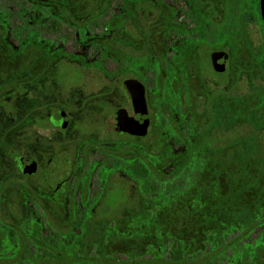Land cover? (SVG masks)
I'll list each match as a JSON object with an SVG mask.
<instances>
[{"label": "rangeland", "instance_id": "rangeland-1", "mask_svg": "<svg viewBox=\"0 0 264 264\" xmlns=\"http://www.w3.org/2000/svg\"><path fill=\"white\" fill-rule=\"evenodd\" d=\"M66 1L73 5L69 1L74 0ZM156 1L148 13L132 14V6L127 3L134 0L124 1L117 11L116 27L117 21L128 19L129 31L134 33L128 44L133 42L136 50L147 45L146 55L126 60L112 51V59L107 58L109 66L83 62L80 80L61 89L53 83L42 96L47 109L39 112V117L44 119L62 110L69 118L65 130L29 121L30 115L39 117L35 112L27 113L35 102L29 98L31 93L28 96L19 91L24 85L22 77L14 94H8V88L2 92L7 93L0 98V225H10L14 238L8 243L0 231V264L29 253L35 255L38 264L156 254L146 252L148 246L156 247L159 240L177 233L176 227H182L191 253L212 236L220 240L222 229L231 223H250L254 211L264 209V173L257 167L255 144L249 139L252 129L264 131V25L258 0H179L185 18L177 15L167 0ZM143 27L148 29L145 33L141 32ZM36 38L33 33L29 56L41 57V52L49 59V49ZM198 44H202L198 47L200 56L195 52ZM206 49L208 54L212 50L228 54L223 75L210 72ZM18 53L12 47H1L0 61ZM150 59L158 64L149 65ZM54 64L78 74V69L61 60ZM147 65L160 67L166 74L163 85L169 83L167 89L159 90L150 83L151 125L144 139L129 140L114 133L113 119L100 104H128L121 80L138 76L148 85L153 69L148 71ZM6 74L2 78L0 75V85L8 78ZM105 74L113 75L109 85L105 84ZM98 78L105 83H99ZM85 99L86 103L80 105ZM166 121L178 125L171 134ZM161 124L166 125L164 129ZM83 126L86 131L80 132ZM173 138L180 141L175 143ZM101 150L127 162H147L161 177L194 162L191 186L178 199H159L142 192L136 180L122 170H107L104 194L82 227L75 230L71 240L63 239L56 248H50L53 257L39 258L38 239L43 232L31 214L30 204L42 208L41 215L68 235L72 217L65 207L66 194L73 191L71 185L82 172L78 156ZM14 156L34 158L39 172L24 178L14 167ZM54 164H61L59 175ZM43 170L49 176L45 186L39 181ZM68 176L74 180L64 184V195H53L49 186ZM241 255V260L231 264H264V247Z\"/></svg>", "mask_w": 264, "mask_h": 264}, {"label": "flooded vegetation", "instance_id": "flooded-vegetation-1", "mask_svg": "<svg viewBox=\"0 0 264 264\" xmlns=\"http://www.w3.org/2000/svg\"><path fill=\"white\" fill-rule=\"evenodd\" d=\"M79 1L81 0H74L69 1L73 3V5L67 4L66 0H56L57 7L66 5L68 8L72 9H79ZM157 1L154 0V4ZM167 3L169 6H171L174 11L177 13V15L183 16L185 18L184 13V7L180 4H174L171 3L169 0H167ZM52 6V3H49V0H0V48L1 47H12L15 52H19V49L23 47L24 49L22 53H18L16 56H11L7 58L5 61H0V70H1V78L4 75V73H7L8 78H5V82L3 85H0V98L7 92L2 93L5 91V89L8 88V94H14L16 85L19 86L21 83L19 80V77L23 78V87H19L20 92H24L25 95L31 93L30 100L32 99L35 102V106H29L27 113L35 112V117H39L38 113H44L47 109L46 99H44L42 96H45L47 92L51 89L52 84L56 83L58 84L59 88L63 85H69L71 82H74L81 77L80 68L82 67L83 62L86 64H94L95 66H99V64L103 65L104 67L110 65V60L112 59V53L109 52H119L122 54L126 60H132L135 55L136 56H144L148 53L149 47L147 45L141 46L140 49L136 50L134 48V45L128 44L131 38L133 37V32L129 31V22L128 19L123 22L117 21V27L115 25L117 16H119V12H107L102 14H95V13H88V12H78L73 11L69 12L68 16H71L74 18L70 24H65L63 21V14L62 12H53L52 10H48V5ZM147 13L151 12L153 8L149 7V4L146 5ZM142 12H134L132 14L140 15ZM98 16L99 17V23L100 24H106L108 27L105 28V32L103 37L105 38L100 50L101 55L97 53H94V50L96 49L93 38L91 37V18ZM104 16L103 18H101ZM107 19V20H106ZM106 20V21H105ZM186 24V23H185ZM64 26L68 27V30L72 32L74 41L72 43H64ZM148 29L142 28L143 33H145ZM36 34L37 38L36 40L40 42L43 45V48H48L51 55L47 57H43L42 53H40L41 57H38V55L35 57L32 55L29 56V50L28 47L30 44V39L32 34ZM70 35V34H69ZM84 35V36H83ZM94 35V34H92ZM84 37V38H83ZM103 40V39H102ZM202 47V44L196 45V51L198 52V55L200 56L198 47ZM32 49V47H31ZM34 49V48H33ZM35 50V49H34ZM139 51V52H137ZM207 56L209 58V65L211 69V73L215 75H223L226 72V65L228 63V54L223 51L218 50H212ZM103 52V54H102ZM212 53H218V54H224L226 55V63H225V70L223 72H217L213 69L212 62L210 59V56ZM198 60H200L199 56ZM35 57V58H34ZM108 58V59H107ZM151 58V57H150ZM138 58H136L137 60ZM205 59V60H206ZM39 60H43V62H40ZM59 60L65 62L68 64V66H73V68L78 69V74L73 75L67 68H61L59 69L56 67L54 63L58 62ZM135 60V59H133ZM156 61V62H155ZM78 63V65L76 64ZM107 63V64H106ZM153 63L158 64V61L153 59L149 60V65ZM151 65L148 66V71L153 69V74L149 84L147 85L144 83V81L139 80L138 76L133 77H125L121 80V85L123 87V90L125 92V95L128 99V104L125 106H115V107H109L107 104H100L104 108V111L109 113V115L112 117L114 122V133L116 135H121L124 137H127L133 140H141L144 139L145 136L148 133V128L151 125V117L149 112V98L148 95L151 94V91L149 89L150 83H152L156 88L159 89H167L169 81H167L166 86L163 85L164 79H165V73L160 68L155 67ZM201 67V66H200ZM209 67V66H208ZM202 70L204 67H201ZM112 72V69H110ZM204 72V70H203ZM113 74V73H112ZM82 78V77H81ZM103 78L106 79V83L104 82V79L98 78V80H101L99 83H105L109 85L113 80V75L108 76L105 74ZM80 80V79H79ZM9 84V85H6ZM135 88L137 92H139L145 103L146 113H147V120L148 123L145 126L144 124H141L140 128L146 129V133L144 135H137L131 132V130L136 129V122L132 119L136 113V108L133 104L132 98H131V91L130 88ZM86 103V99L81 102L80 105H84ZM33 110V111H31ZM46 118L42 119L39 117L34 118L31 115L29 116V121H33L34 124L37 125H45L48 124L52 126L55 129L59 130H65L69 125V118L68 116L62 111L58 110L53 115H48ZM160 124V123H159ZM165 124L168 125V131H171L170 128H172L174 131L175 126L178 125L176 123H173L172 125H169L166 121ZM161 126V125H160ZM166 126V125H165ZM161 126L162 129L165 128ZM178 128V127H177ZM82 127L79 128L80 132L86 131V128L83 126L84 130H81ZM104 150L101 151H95L92 153H89L86 155H82L81 158L78 156L77 161H82V171L84 169V166L86 164V160L89 159V157L92 154H102ZM53 158L52 160L55 162ZM57 159V158H56ZM51 159L49 158L47 161V166L50 165ZM38 162L33 159H25L23 157L14 156L13 158V164L14 167L19 171V173L24 178H29L32 176H35L36 173L39 172L38 170ZM29 166V167H28ZM56 175H59L58 172L60 171L61 164H54ZM83 172H81L77 178V182H74L75 185L72 183L71 188L73 189L72 192H67L66 194V209L68 213L71 214L72 222L70 225V228H72V231L75 232V229H79L82 227L83 222L87 219V217L90 215V213L93 210V207L97 204V202L100 200L102 195L104 194L103 189L105 190L106 186V179L104 178L103 183H99V189H100V197L95 201V203L91 204L87 208V212H83V207L81 206V202H83L86 199V195L82 191V180L81 175ZM41 179L39 180L40 183L45 186L46 180L49 179V176L45 170H43L41 173ZM55 175V176H56ZM72 176H68L65 179H60V181H56L54 185L51 187L49 186V190L52 192L53 195H64V184L68 183V181L72 182L73 180ZM9 180V179H8ZM44 180V181H41ZM8 183L6 184V186ZM47 185V184H46ZM75 186V187H74ZM7 188V187H5ZM4 191V190H3ZM1 191V192H3ZM105 202L107 200V192L105 194ZM58 200L56 199V203ZM60 203V201L58 202ZM64 205V204H63ZM108 205V204H107ZM31 206V214L34 216V220L39 226L40 229H42V234L40 235L38 242H40L41 236L45 235L48 230L50 231H56L59 233V243L61 240L64 239V234L56 230L55 227H53L50 223L48 218L43 217L41 214H43L42 208H36V206H33V204H30ZM86 215V216H85ZM85 216V217H84ZM73 228H75L73 230ZM0 231L4 233V238L8 243H11V241L14 238V232L10 225L2 224L0 225ZM58 244V243H57ZM42 248V245H41ZM52 249V248H51ZM32 255V258L35 260V255L29 253L28 256ZM28 256L20 257L17 260L27 258ZM39 258L46 259L47 257H44L41 253H38ZM52 255L51 257H53ZM15 260V261H17ZM13 261V262H15ZM12 263V262H11Z\"/></svg>", "mask_w": 264, "mask_h": 264}, {"label": "trees", "instance_id": "trees-1", "mask_svg": "<svg viewBox=\"0 0 264 264\" xmlns=\"http://www.w3.org/2000/svg\"><path fill=\"white\" fill-rule=\"evenodd\" d=\"M124 1L126 0H81L79 1V9H72L70 7L68 8L66 5L57 7L56 0H49L52 6L49 4L48 10L62 12L64 23L70 24L74 18L68 16L69 12L78 11L95 14L117 12ZM169 1L174 4H179V0ZM127 4L132 6L133 12H143L144 10L147 11V4H149L150 8L153 6L154 0H134V2ZM103 17L104 16L101 18ZM90 20L91 23L89 26L92 32L90 34L94 39L93 43L96 47L93 54L98 52V54L101 55V51L99 50L105 39L103 37L105 28L108 26L106 24H100L98 16ZM64 30V43H72L74 41L72 32L68 30L67 26H64ZM161 126L163 127L162 124ZM170 130L172 131L173 129L170 128ZM171 131H169V133ZM249 139L255 144L254 153L255 157L259 160L257 167L264 173V131L259 132L253 131L252 129V132H249ZM173 141L176 143L180 140L173 138ZM194 164L195 163L191 161L187 162L168 177H161L152 171V168L147 162H127L108 151H103L102 154H92L89 159L86 160L81 175L83 183L82 191L86 195V199L81 202V206H84L83 212L86 213L88 206L95 203L98 197H100L99 183H103L107 170H122L129 178H134L138 188L147 195L159 199L174 200L181 197L191 186ZM203 200L205 201L204 198ZM250 221V223H247L236 220L235 223H231L225 229H222L220 240L212 236L211 240L204 242L202 248H197L191 253L184 232L181 231L182 227H176L177 233L169 235L164 241L159 240V243H156V247L152 244L148 246L146 252L155 251V253L157 252L156 254L126 257L124 259L115 260L90 257L86 261H78L70 264H231L237 260H241V254L252 253L256 250L261 251V247H264V209L258 207L254 211ZM74 229L75 228H73V230ZM73 235L74 231H72L71 228L68 235L64 234V239L69 241ZM58 241L59 233L56 231L48 230L45 235H42L40 239L42 255L44 257H51L54 255L53 252L50 251V248H56ZM8 264L38 263L34 261L32 255H30L27 258Z\"/></svg>", "mask_w": 264, "mask_h": 264}, {"label": "water", "instance_id": "water-1", "mask_svg": "<svg viewBox=\"0 0 264 264\" xmlns=\"http://www.w3.org/2000/svg\"><path fill=\"white\" fill-rule=\"evenodd\" d=\"M258 7H259V12H260V17L264 25V0H258ZM210 59L212 62L213 69L215 71L223 72L225 70L226 55L222 53L221 54L212 53L210 56ZM130 91H131V98H132L133 104L136 108V113L132 119L137 124L136 129L131 130V132L137 135H144L146 133V129L140 128L141 124H144L146 126L148 123L144 99L142 95L135 90L134 86L133 88H130Z\"/></svg>", "mask_w": 264, "mask_h": 264}]
</instances>
